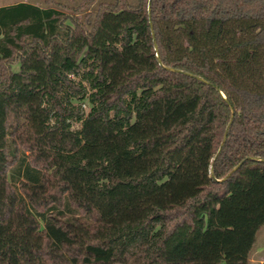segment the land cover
<instances>
[{
  "label": "trees",
  "instance_id": "16d2710c",
  "mask_svg": "<svg viewBox=\"0 0 264 264\" xmlns=\"http://www.w3.org/2000/svg\"><path fill=\"white\" fill-rule=\"evenodd\" d=\"M95 2L0 7V264H251L264 0Z\"/></svg>",
  "mask_w": 264,
  "mask_h": 264
},
{
  "label": "rangeland",
  "instance_id": "374dc122",
  "mask_svg": "<svg viewBox=\"0 0 264 264\" xmlns=\"http://www.w3.org/2000/svg\"><path fill=\"white\" fill-rule=\"evenodd\" d=\"M80 1L81 0H0V7L11 5V4H15V3H19V2H29V3H32V4H37V5L42 6V7H48L50 5L57 7L58 3H61L62 5L71 6V5H76ZM99 1H112V0H96L97 3ZM132 1H134V0H132ZM96 2L90 8V10H94L95 9V6L97 4ZM82 109H83V112H85V113L89 112V107L86 104H83ZM80 128H81V123H74L73 124V130H79ZM241 195H244V194H242V193H233V198H234V196L238 197L237 200L239 201V198H241ZM248 201H250V202L254 201L253 203L257 202L256 199L251 200V199L247 198V202ZM240 203L243 204V205L248 204V203H242V200H241ZM227 204H229V200L227 201L226 204L222 203L220 205V208L218 209V214H217V217H216V223L218 225H220L223 228H226V223L228 221L234 226H238L240 228H241V226H243V228L240 229V231H239V232L243 233V232H246L248 230V228H249V225H248L249 223L248 222L251 219L257 224V211H254V210L250 211L249 214L246 215L245 213H243L241 211H237V210H232L231 211V210H229L225 206ZM204 222H205V220H200L201 224L204 223ZM200 240H201V238H200ZM214 241L218 242V240H214ZM207 245H210V243H208ZM258 246L264 247V227L258 233ZM171 248L174 249V251L177 250V248L173 247L172 245H171ZM182 250H183V253H186V254H190L191 253L190 251H192L191 248H186V247H183ZM205 253L206 254L201 256V258L206 257V259H208V258L212 259V258H210L211 254L209 253V247L206 248V252ZM193 255H195V254H193ZM257 258H259V257L257 256V249H256V251H254L253 254H252V257H251V262L252 263L251 264H260V263L257 262Z\"/></svg>",
  "mask_w": 264,
  "mask_h": 264
},
{
  "label": "crops",
  "instance_id": "0c3cea01",
  "mask_svg": "<svg viewBox=\"0 0 264 264\" xmlns=\"http://www.w3.org/2000/svg\"><path fill=\"white\" fill-rule=\"evenodd\" d=\"M245 226V225H244ZM236 228V229H235ZM243 228V226H241V228L240 227H238V226H234V225H232L230 222H228L227 221V223H226V230H229V231H232V232H239L240 231V229H242ZM262 230V229H261ZM258 244V243H257ZM264 247H261V246H257V256L259 257V258H257V262L258 263H260V264H264ZM223 259L224 260H228V258L227 257H223Z\"/></svg>",
  "mask_w": 264,
  "mask_h": 264
},
{
  "label": "water",
  "instance_id": "95a60500",
  "mask_svg": "<svg viewBox=\"0 0 264 264\" xmlns=\"http://www.w3.org/2000/svg\"><path fill=\"white\" fill-rule=\"evenodd\" d=\"M149 12L151 13V9H149ZM234 112V111H233ZM220 152V151H219ZM218 156V155H217Z\"/></svg>",
  "mask_w": 264,
  "mask_h": 264
}]
</instances>
